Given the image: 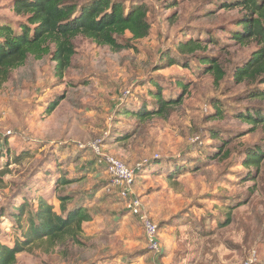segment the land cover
I'll use <instances>...</instances> for the list:
<instances>
[{"label":"rangeland","instance_id":"rangeland-1","mask_svg":"<svg viewBox=\"0 0 264 264\" xmlns=\"http://www.w3.org/2000/svg\"><path fill=\"white\" fill-rule=\"evenodd\" d=\"M115 1L148 6L146 39L117 52L78 37L62 79L51 56L30 57L0 88V243L14 246L41 198L59 214V197L69 196V209L92 217L78 241L35 242L17 264H264V158L257 169L243 164L248 150L264 146V131L238 117L264 113V101L233 79L257 50L232 39L241 9L223 8L234 0ZM12 6L0 0V26L18 31L27 19ZM190 39L224 67L219 86L198 60L205 52L180 56ZM156 85L183 103L166 119L124 114L153 108ZM97 140L103 155L136 169L131 187L159 228L161 253L111 187L104 157L91 148Z\"/></svg>","mask_w":264,"mask_h":264},{"label":"trees","instance_id":"trees-1","mask_svg":"<svg viewBox=\"0 0 264 264\" xmlns=\"http://www.w3.org/2000/svg\"><path fill=\"white\" fill-rule=\"evenodd\" d=\"M13 0V11L17 16L27 20L19 30L8 25L0 26V88L9 81L12 73L24 66L30 57L43 59L51 56L55 63V76L62 79L71 66L76 54L74 40L84 37L102 47L114 51L132 49L131 42L146 39L151 33L149 9L141 1L133 2L129 8L115 0ZM223 8L241 9V17L235 23L232 39L241 46L255 44L254 51L248 60L235 68L233 79L236 84L248 87L250 98L264 101V0H234L223 5ZM131 35L127 41L125 37ZM123 42V43H122ZM206 47L200 42L188 40L178 46L181 57L195 56L205 52L198 58L204 66V72L211 74L214 84L219 86L226 78L224 67L217 58L206 55ZM177 61L168 59V67ZM188 68V65H183ZM153 108L142 105L138 111H125L140 121L154 118L166 119L174 109L183 103V96L176 99H164L162 89L156 85ZM60 101V100H59ZM54 101L46 109L51 115L59 106ZM149 108V109H148ZM220 111L216 110V116ZM240 119L264 131V113L261 110L253 114L238 115ZM3 153L0 152V155ZM264 158V146H258L247 151L244 165L247 168H259ZM107 169V167H106ZM107 171V170H106ZM69 181H61L68 185ZM69 196L59 197L60 213L41 198L37 209L29 213V225L25 230L21 226V236L13 247L0 243V264H17V256L35 242L47 240L51 245L66 237L77 242L83 232L84 224L92 221L86 209L75 207L69 209ZM19 213L17 222L21 223L23 211Z\"/></svg>","mask_w":264,"mask_h":264},{"label":"built area","instance_id":"built-area-1","mask_svg":"<svg viewBox=\"0 0 264 264\" xmlns=\"http://www.w3.org/2000/svg\"><path fill=\"white\" fill-rule=\"evenodd\" d=\"M93 152L97 156L104 157V164L107 167V174L112 180L111 187L117 189L119 197L124 200L126 209L140 219L146 231L148 246L154 253L162 252V245L159 241V228L153 223L143 209V203L133 193L132 184L136 177V169H131L118 157L103 155L101 141L97 140L91 144Z\"/></svg>","mask_w":264,"mask_h":264},{"label":"crops","instance_id":"crops-1","mask_svg":"<svg viewBox=\"0 0 264 264\" xmlns=\"http://www.w3.org/2000/svg\"><path fill=\"white\" fill-rule=\"evenodd\" d=\"M43 198L48 201V199H46V197H43ZM59 208H60V205H59Z\"/></svg>","mask_w":264,"mask_h":264}]
</instances>
